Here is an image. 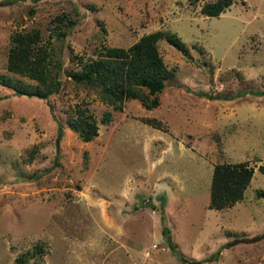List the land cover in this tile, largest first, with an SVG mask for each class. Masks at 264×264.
<instances>
[{
    "label": "rangeland",
    "instance_id": "obj_1",
    "mask_svg": "<svg viewBox=\"0 0 264 264\" xmlns=\"http://www.w3.org/2000/svg\"><path fill=\"white\" fill-rule=\"evenodd\" d=\"M208 1L0 0V73L37 84L7 68L16 32L37 29L50 75L60 61L46 99L0 84V264H182L161 200L188 264H264V0L214 15ZM154 30L167 69L156 106L112 107L70 77L103 46ZM80 110L88 139L73 126ZM237 161L252 168L240 198L210 207L213 165Z\"/></svg>",
    "mask_w": 264,
    "mask_h": 264
},
{
    "label": "trees",
    "instance_id": "obj_2",
    "mask_svg": "<svg viewBox=\"0 0 264 264\" xmlns=\"http://www.w3.org/2000/svg\"><path fill=\"white\" fill-rule=\"evenodd\" d=\"M230 1L205 2L201 6V11L208 15H214ZM160 36H162V32L154 30L142 34L126 47L103 46L97 57L85 60L81 69L72 71L70 77L75 82L94 87L99 99L112 107H120L121 102L130 97L137 98L146 108L154 107L158 102L153 94L162 89L163 79L167 73L155 46V41ZM37 38V29L12 34V45L7 57L9 70L26 74L35 79L37 84L23 82L19 78L5 73H0V84L11 87L12 92L17 95L24 94L46 99L51 92L58 88L59 80L56 71L60 61L56 63L54 75H50L47 63L43 61V54L32 50L31 43L35 42ZM165 39L177 49L183 50L180 40L173 34H165ZM249 91L255 95L262 94V91L258 89ZM246 92L247 90H243L241 94ZM73 126L82 139H88L95 133L94 122L90 120L89 115L82 114V110L73 120ZM56 132V143H58L63 135L60 123H57ZM251 173L252 168L242 161L215 163L211 174L208 205L221 208L239 199ZM162 206L163 201L161 200L158 208L161 234L177 259L182 264H188L187 259L177 252L171 240L170 229L166 223ZM210 256L216 259L218 257L217 250L213 251Z\"/></svg>",
    "mask_w": 264,
    "mask_h": 264
}]
</instances>
